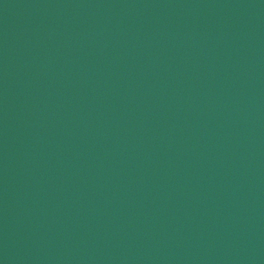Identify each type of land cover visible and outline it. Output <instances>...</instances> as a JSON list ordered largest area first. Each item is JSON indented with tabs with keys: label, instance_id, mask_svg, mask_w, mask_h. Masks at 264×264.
Returning <instances> with one entry per match:
<instances>
[{
	"label": "water",
	"instance_id": "1",
	"mask_svg": "<svg viewBox=\"0 0 264 264\" xmlns=\"http://www.w3.org/2000/svg\"><path fill=\"white\" fill-rule=\"evenodd\" d=\"M0 264H264V0H0Z\"/></svg>",
	"mask_w": 264,
	"mask_h": 264
}]
</instances>
